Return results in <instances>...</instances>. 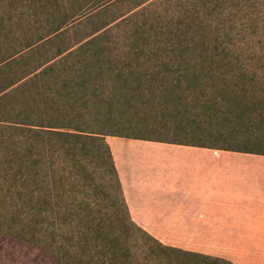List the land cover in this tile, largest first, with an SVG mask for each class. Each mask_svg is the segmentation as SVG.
<instances>
[{"label":"rangeland","instance_id":"rangeland-1","mask_svg":"<svg viewBox=\"0 0 264 264\" xmlns=\"http://www.w3.org/2000/svg\"><path fill=\"white\" fill-rule=\"evenodd\" d=\"M82 42L90 52L66 54ZM156 46L187 49L138 57L127 77H157L144 98L118 95L109 112L80 86L102 78L97 92H119L118 66L135 62L125 52ZM93 50L104 57H86ZM78 60L100 63L99 72L70 69ZM27 113L80 135L41 132L28 166ZM89 131L264 152V0H0V264H224L160 247L128 223ZM221 243V253L201 254L264 264V240Z\"/></svg>","mask_w":264,"mask_h":264},{"label":"crops","instance_id":"crops-1","mask_svg":"<svg viewBox=\"0 0 264 264\" xmlns=\"http://www.w3.org/2000/svg\"><path fill=\"white\" fill-rule=\"evenodd\" d=\"M104 140L129 218L151 238L210 255L221 253V240H264V154Z\"/></svg>","mask_w":264,"mask_h":264},{"label":"trees","instance_id":"trees-1","mask_svg":"<svg viewBox=\"0 0 264 264\" xmlns=\"http://www.w3.org/2000/svg\"><path fill=\"white\" fill-rule=\"evenodd\" d=\"M89 42H82L80 43L77 48H74L72 50H69L66 54H70V55H79V51H87V52H90V48H89ZM175 49H180L182 52H184V50H186L187 48H183V47H177V46H166V47H158L156 46L154 49H149V50H144V49H133V50H130L128 52H125L127 54H129L130 56L132 55L133 58L135 59V62H129V61H123V63H125L126 65L123 66L121 64V66H118V69H117V73L115 74L116 75V79L118 80H122L123 81V86L124 87H127V88H122L121 86L119 87V92H116L115 89L114 91H109V92H104V91H96V83H102L103 82V79L102 78H93L89 81L86 82V84H81L80 86H83L82 88L86 89V90H89L90 92V96L93 97V99H96L98 101H104L106 102L108 105H109V112L112 110V107H113V104L114 103H120L118 101V98L119 96H123L126 98V94H128V96H132L135 92H138L140 95L139 96H142L144 98V96L146 95V93H143V89L146 87H144V85L148 82H150L151 80L153 79H157V77H155L154 75H144L145 77V81H147L146 83L144 82L142 84V78L139 77V76H130V77H127V75H132L135 71H137V69L140 67V64L141 62H139L138 60V57H140L141 55H145L146 53H151V55H155L156 53L160 52V51H173ZM104 50H93L91 52V54H87L86 57H88L89 55L90 56H95L96 58L98 57H104ZM124 53V52H123ZM60 63L58 64V62L56 63H53V64H50V65H47L45 67H43L39 72L37 73H33L31 76L32 77H36L38 74H42L44 72H46V70H51L53 69L54 67H57L59 66L61 63H66V61L61 60L59 61ZM84 64H82L81 60H78L76 61L75 63H71L69 68L70 69H73V70H77V69H83V70H91V71H97L99 72V68L101 67V64L98 62L97 63H89L88 62V65H87V60H85L83 62ZM161 64L165 65L166 68H167V65L169 66V62H165V61H162L160 62ZM133 64V65H132ZM158 65V64H157ZM171 68V67H169ZM108 70H112L111 67H108L107 68V71ZM129 78H134L137 82H135V86L133 88L127 86L128 84H126V81L129 79ZM184 78V77H183ZM159 79H167L166 78H159ZM181 79L178 77L176 78V81H180ZM126 85V86H125ZM143 85V86H142ZM122 88V89H121ZM123 92V93H122ZM125 93V94H124ZM119 95V96H118ZM116 101V102H115ZM54 108L58 111V107L57 106H54ZM32 111V109H31ZM26 117V120L25 122H21L22 124H24L22 127L25 128L23 129L24 132H25V138H26V149H27V154H26V160H27V163H30L28 166H31V160L33 159V157L36 155L33 151L34 147H35V141L34 140L37 136H39V134L42 132V133H46V134H49V135H53V136H57V137H61V138H68V137H78V135H80L79 130L78 128H63L61 125V123H54V122H48V123H44V122H38L37 120H35V116H32V114H26L25 115ZM61 122V120H59ZM16 123H18L17 121L16 122H13L12 124H14L13 126L16 127ZM44 123V124H43ZM67 129V130H66ZM90 135L89 137H91V139L93 140H100L102 142V145L104 147V150H105V153H106V158H107V163L109 165V168H110V171L111 173L113 174L114 176V179H115V185H116V188H117V191H118V194H119V197H120V200H121V204H122V208H123V212H124V216H125V219L127 220L128 223H130L131 225H134L136 226L132 221L131 219L129 218V215L127 213V209H126V205L124 203V200H123V197H122V193H121V189H120V185H119V181H118V178H117V174H116V171H115V168H114V165L112 163V159H111V155H110V151H109V148H108V145L106 144V142L104 141V139L102 138V136L100 135L101 133L100 132H93V131H89ZM129 138H138V139H143V138H140V137H130V136H127ZM151 140H156V141H160L159 139H151ZM58 144V143H57ZM198 145V144H197ZM201 146V145H199ZM62 148V144H58V146L55 148V149H61ZM233 150V149H232ZM235 150V149H234ZM242 152H250V153H259V154H264V152H255L253 150H241ZM34 155V156H33ZM32 197V196H30ZM32 198H29V201L31 202ZM137 229H139L146 237L152 239L153 242H155L157 245H159L160 247H163L165 249H169V250H174V251H180V250H177V249H173L169 246H166V245H163L161 243H159L157 240L151 238L145 231H143L142 229H140L138 226H136ZM117 240V239H115ZM117 242V241H116ZM116 248H111V255H113V258L116 256ZM202 255V257H205V258H209V259H212L214 261H219V262H222L224 264H232L231 262L225 260V259H222V258H219V257H213V258H210L208 255H203V254H200ZM58 261V260H57ZM57 263V262H56ZM128 264H133L132 262L128 263Z\"/></svg>","mask_w":264,"mask_h":264}]
</instances>
